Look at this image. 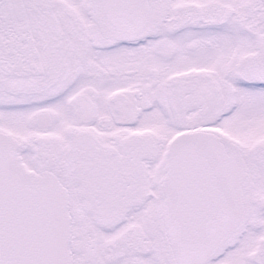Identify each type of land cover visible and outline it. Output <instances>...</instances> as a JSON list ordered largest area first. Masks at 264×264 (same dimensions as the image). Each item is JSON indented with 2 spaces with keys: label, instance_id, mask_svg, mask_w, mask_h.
Returning a JSON list of instances; mask_svg holds the SVG:
<instances>
[{
  "label": "snow or ice",
  "instance_id": "snow-or-ice-1",
  "mask_svg": "<svg viewBox=\"0 0 264 264\" xmlns=\"http://www.w3.org/2000/svg\"><path fill=\"white\" fill-rule=\"evenodd\" d=\"M0 264H264V0H0Z\"/></svg>",
  "mask_w": 264,
  "mask_h": 264
}]
</instances>
